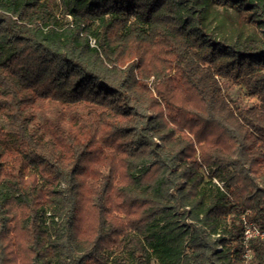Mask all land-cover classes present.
Segmentation results:
<instances>
[{"label":"trees","instance_id":"16d2710c","mask_svg":"<svg viewBox=\"0 0 264 264\" xmlns=\"http://www.w3.org/2000/svg\"><path fill=\"white\" fill-rule=\"evenodd\" d=\"M244 220L264 0H0V264H264Z\"/></svg>","mask_w":264,"mask_h":264},{"label":"rangeland","instance_id":"374dc122","mask_svg":"<svg viewBox=\"0 0 264 264\" xmlns=\"http://www.w3.org/2000/svg\"><path fill=\"white\" fill-rule=\"evenodd\" d=\"M222 87L225 94L229 97V99L237 102L238 104L250 105L253 104V102H255L254 99H250L246 96L243 87L239 84L233 83L228 80H223Z\"/></svg>","mask_w":264,"mask_h":264},{"label":"built area","instance_id":"2783aa9c","mask_svg":"<svg viewBox=\"0 0 264 264\" xmlns=\"http://www.w3.org/2000/svg\"><path fill=\"white\" fill-rule=\"evenodd\" d=\"M243 226H244V232H243L244 244H246L248 239L253 238V237H258L264 240V227L256 226L255 224L247 220L243 221ZM244 255L248 256V252L246 251Z\"/></svg>","mask_w":264,"mask_h":264}]
</instances>
